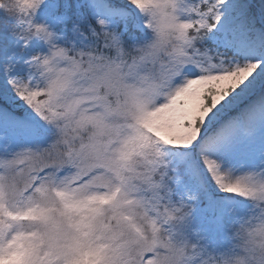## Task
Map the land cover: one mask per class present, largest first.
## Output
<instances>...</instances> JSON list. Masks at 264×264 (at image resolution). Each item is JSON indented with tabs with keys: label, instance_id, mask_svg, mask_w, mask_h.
I'll return each mask as SVG.
<instances>
[{
	"label": "snow or ice",
	"instance_id": "obj_1",
	"mask_svg": "<svg viewBox=\"0 0 264 264\" xmlns=\"http://www.w3.org/2000/svg\"><path fill=\"white\" fill-rule=\"evenodd\" d=\"M0 9V264H264V5Z\"/></svg>",
	"mask_w": 264,
	"mask_h": 264
},
{
	"label": "rangeland",
	"instance_id": "obj_2",
	"mask_svg": "<svg viewBox=\"0 0 264 264\" xmlns=\"http://www.w3.org/2000/svg\"><path fill=\"white\" fill-rule=\"evenodd\" d=\"M252 3L259 8L261 5H264V0H252ZM0 17L3 19V24L0 26V54H4L11 50L8 32V26L11 23V20L2 9H0Z\"/></svg>",
	"mask_w": 264,
	"mask_h": 264
},
{
	"label": "clouds",
	"instance_id": "obj_3",
	"mask_svg": "<svg viewBox=\"0 0 264 264\" xmlns=\"http://www.w3.org/2000/svg\"><path fill=\"white\" fill-rule=\"evenodd\" d=\"M4 3L6 4L7 9L11 10V7L15 3V0H4ZM137 216L139 217L140 220H143V214L142 213H137ZM143 226L145 228L148 227V222L146 220L144 221ZM257 253L261 256H264V247H258Z\"/></svg>",
	"mask_w": 264,
	"mask_h": 264
},
{
	"label": "trees",
	"instance_id": "obj_4",
	"mask_svg": "<svg viewBox=\"0 0 264 264\" xmlns=\"http://www.w3.org/2000/svg\"><path fill=\"white\" fill-rule=\"evenodd\" d=\"M3 24V19L0 17V26Z\"/></svg>",
	"mask_w": 264,
	"mask_h": 264
}]
</instances>
